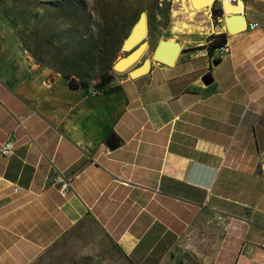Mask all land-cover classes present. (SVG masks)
Segmentation results:
<instances>
[{"label":"crops","instance_id":"0c3cea01","mask_svg":"<svg viewBox=\"0 0 264 264\" xmlns=\"http://www.w3.org/2000/svg\"><path fill=\"white\" fill-rule=\"evenodd\" d=\"M241 1L243 31L198 29L199 13L172 65L148 59L104 92L0 38V147L17 139L0 156V264H32L83 223L132 264H264V0ZM221 33L217 60L188 51ZM56 173L73 176L66 197Z\"/></svg>","mask_w":264,"mask_h":264},{"label":"rangeland","instance_id":"374dc122","mask_svg":"<svg viewBox=\"0 0 264 264\" xmlns=\"http://www.w3.org/2000/svg\"><path fill=\"white\" fill-rule=\"evenodd\" d=\"M22 0H3L2 11H0V38L2 42L13 44L16 41V56L18 50L21 48L20 33H23L24 37L28 43L32 46V50H36L32 43L36 41L42 45L43 37L41 35L45 32L40 30L39 33H32L26 30V27L22 24V18L19 16L20 10L23 8L21 5ZM38 1H47V0H38ZM87 3L88 10H102L103 4L100 0H85ZM239 1L241 5H239ZM112 8L115 10V4L120 5L122 9H126L127 19L123 24H126L121 32L118 34V45L109 53L103 55V60L101 61L104 65L102 72L104 74H110L114 76L115 73H124L128 74L127 71H118L113 69V64L120 58H124L131 51L123 50L121 45L126 37L129 35L133 26L136 24L141 13L150 15L151 23L148 27L147 24V33L144 37L143 43L147 44L146 48L142 52L141 56L134 63L132 68L138 67L143 64L144 61L151 59L152 54L155 50V47L161 40L172 41L179 43L181 32L180 28L188 29L189 27L194 26L195 18L198 17L199 13H203L198 20V29L203 30L207 25L210 24V20L214 25H220L223 22V16L235 14V12L241 8L242 13V1L241 0H231L227 5H225L224 0H214L211 4L215 3V7H223V16L217 20V23L213 22L211 17L208 18V11L196 12L188 0H112L109 1ZM104 7V6H103ZM226 7V8H225ZM41 11V9H39ZM197 14V15H196ZM205 14V15H204ZM196 15V16H195ZM200 15V14H199ZM194 16V17H193ZM189 18H192L189 20ZM202 18L205 19V22H202ZM208 18V21H207ZM116 20L121 22V18L118 16ZM207 21V22H206ZM123 22V21H122ZM13 34H9V32ZM29 34V35H28ZM35 36V37H34ZM34 37L33 41L32 38ZM21 44V45H20ZM34 44V43H33ZM64 48V53H69L72 49L71 46L66 44ZM138 46V45H137ZM41 46L37 49V53L34 55L42 56ZM36 63L39 64L37 60L34 59V56L28 53ZM39 54V55H38ZM49 55V54H48ZM52 58L57 57L56 54L50 53ZM55 56V57H53ZM54 64V61L52 65ZM56 65V64H54ZM56 72L55 70H53ZM89 73L93 75V78H98L97 72L89 70ZM82 81L81 77L74 76ZM92 85L93 82L90 81ZM32 264H132L122 252H120L112 243V241L100 230L98 227L83 223L76 226L72 229L67 235L62 239L56 242L52 247H50L42 256H40Z\"/></svg>","mask_w":264,"mask_h":264},{"label":"trees","instance_id":"16d2710c","mask_svg":"<svg viewBox=\"0 0 264 264\" xmlns=\"http://www.w3.org/2000/svg\"><path fill=\"white\" fill-rule=\"evenodd\" d=\"M112 0H100L103 4L102 10H88L85 0H22L23 8L19 12L22 18V24L27 31L32 29V33L37 34L44 30L42 45L34 41L32 45L36 48L35 52L28 43L23 33H20L22 47L34 56V59L41 65L52 68L57 73L69 80L71 88L87 89L90 81L93 82L92 88L95 92L105 91L113 76L104 74V67L101 62L103 55L112 51L118 45V34L126 25L123 24L127 19V11L120 5L113 3L116 7L114 10L110 4ZM1 2V0H0ZM41 9V11L39 10ZM121 18V22L116 17ZM223 10L221 7L211 8V17L215 24L219 18H222ZM123 21V22H122ZM150 15L147 17L148 27L150 26ZM29 35V34H28ZM35 37V36H34ZM32 38V41L34 39ZM67 45L72 49L69 53H64ZM226 44V34H211L207 43L197 49H204L210 59L217 60L220 49ZM41 46L42 56H35L37 49ZM56 54L52 58L50 53ZM49 54V55H48ZM39 55V54H38ZM54 61V64L52 65ZM89 70L100 73L98 78H93ZM71 76L81 77L82 81L75 83ZM119 87L111 88L112 91Z\"/></svg>","mask_w":264,"mask_h":264},{"label":"water","instance_id":"95a60500","mask_svg":"<svg viewBox=\"0 0 264 264\" xmlns=\"http://www.w3.org/2000/svg\"><path fill=\"white\" fill-rule=\"evenodd\" d=\"M191 1H192V5L195 7V6H198V5L206 2L207 0H191ZM222 9H223V7H222ZM223 21H224L226 32L229 34L241 32L246 28V22H245L244 16L242 14H231L229 16H223ZM145 28H146V33H147L146 15L144 13H141L136 24L133 26L129 35L126 37V39L123 41V43L121 45L122 49L124 50L125 48H128V46H130L131 44L136 42V40H139L138 46L133 48L131 50L130 54H128L126 56V58H128L129 56L138 52L141 49V47L145 44V43H143L145 36L143 38H141L143 33H144ZM146 33H145V35H146ZM179 52H180L179 43L161 40L157 44L156 49L154 50V52L152 54L151 60L153 62L163 64L165 66H170L178 58ZM123 60H125V59L124 58L118 59L113 64V69L115 71H116L115 68L118 67L120 62H122ZM146 63H147V60L144 61L142 65H140L138 67H134V68H132V66L134 65V64H132L126 70L128 72V75L131 77H133V76L135 77V76L143 74L144 72H146L148 70V65ZM208 81H209V77L204 76L203 82L205 84H208Z\"/></svg>","mask_w":264,"mask_h":264},{"label":"built area","instance_id":"2783aa9c","mask_svg":"<svg viewBox=\"0 0 264 264\" xmlns=\"http://www.w3.org/2000/svg\"><path fill=\"white\" fill-rule=\"evenodd\" d=\"M250 29H255L258 27L257 23H250L248 26ZM228 46L225 44L220 52H226ZM17 139L14 134H8L7 138L1 143L0 156L3 158H10L14 155L16 149ZM73 176H64L60 173H56L53 177L52 183L56 187L58 194L61 197H66L71 190V182Z\"/></svg>","mask_w":264,"mask_h":264},{"label":"bare ground","instance_id":"6f19581e","mask_svg":"<svg viewBox=\"0 0 264 264\" xmlns=\"http://www.w3.org/2000/svg\"><path fill=\"white\" fill-rule=\"evenodd\" d=\"M188 1L191 3L190 5L193 7L192 1L191 0H188ZM213 1L214 0H207L204 3H202V4L198 5V6H195V8H193V9L196 12L208 11ZM230 1L231 0H224L225 5H227ZM239 5H241L240 1H239ZM240 12H241V8H239L235 12V14H241ZM225 16H229V15H225ZM202 22L203 23L205 22L204 18H202ZM224 28H225V25H224ZM145 33H146V28L144 29V33H143L141 38H143L145 36ZM138 42H139V40H136V42H134L133 44H131L130 46H128V48H125L124 50H126V51L130 50L131 51L133 48H135L138 45ZM146 46H147V44H144L138 52L134 53L133 55L129 56L128 58H126V56H125L124 57L125 60L120 62L118 67H116L115 69L118 70V71H126L129 66H131L132 64H134L138 60V58L141 56V54L144 51V49L146 48ZM155 49H156V47H155Z\"/></svg>","mask_w":264,"mask_h":264}]
</instances>
